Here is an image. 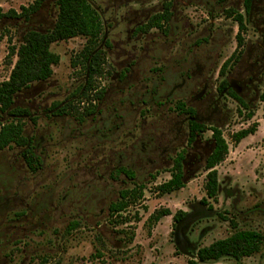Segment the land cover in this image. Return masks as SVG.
I'll return each mask as SVG.
<instances>
[{"label": "rangeland", "instance_id": "rangeland-1", "mask_svg": "<svg viewBox=\"0 0 264 264\" xmlns=\"http://www.w3.org/2000/svg\"><path fill=\"white\" fill-rule=\"evenodd\" d=\"M34 1L0 0V10L19 12ZM90 3L102 23L92 48L101 51V72L91 89L84 91V50L92 44L87 37H77L53 44L60 63L51 79L16 96V106L28 108L36 120H24V134L43 166L32 173L17 146L0 151V264H187L199 248L236 230L264 233V49L255 45L264 41V20L254 13L241 53L225 73L234 77L254 63L249 76L236 81L246 103L241 107L217 87L223 79L219 71L237 44V23L225 10L238 9L247 19L244 0ZM168 3L173 15L165 26L167 34L155 29L136 39V29ZM57 13L56 0H47L29 25L0 20V83L10 76L16 59L11 51L25 29L46 31ZM212 34H220L223 46L211 43ZM152 36L163 48L156 55L149 52ZM206 54L219 116L203 124L219 127L229 147L216 167L219 196L210 201L212 209L200 203L206 197L205 162L212 132L201 137L197 149L189 146L186 117L177 108L181 103L189 107L199 83L176 86L181 69L188 70L195 56L203 59ZM128 63L140 74L124 84L120 75ZM140 93L144 97L139 98ZM56 103L67 106V112L58 115L52 107ZM250 128L252 135L234 142L235 133ZM179 154L183 159L188 155L186 167L182 161L185 185L161 194L158 187L171 179ZM117 168L132 171L133 179L116 175ZM140 187L141 196L131 199L124 212L111 215L110 205L120 199L122 189L141 192ZM163 210L171 214L156 221L154 216ZM179 210L187 217L176 223L173 215ZM72 223L78 226L69 230ZM199 264H264V250L240 262L224 257Z\"/></svg>", "mask_w": 264, "mask_h": 264}, {"label": "trees", "instance_id": "trees-1", "mask_svg": "<svg viewBox=\"0 0 264 264\" xmlns=\"http://www.w3.org/2000/svg\"><path fill=\"white\" fill-rule=\"evenodd\" d=\"M47 0H35L29 6L21 7L20 11L10 10L3 13L0 10V20L12 18L29 25L33 22L38 12L43 8ZM252 0H244L246 13L251 9ZM58 13L53 26L46 30H36L26 28L23 32L19 46L12 48L11 54L14 56L15 63L11 70L10 76L6 81L0 83V151L10 149L13 146L19 147L22 152L26 165L32 173H37L43 166V161L34 152L29 137L24 134V125L26 119L32 122L31 111L28 108L16 106V96L22 91L30 88L35 83H43L53 76V68L60 63V56L52 51V46L61 41H68L77 37H87L91 46L84 50L86 59V85L85 90L91 89L93 79L101 72V62L99 60L101 51L92 50L94 42L102 33V23L99 14L93 8L90 0H56ZM173 13L170 3L164 5L162 12L153 15L147 23L138 28V32L146 33L156 28L167 33V26L171 21ZM225 16L232 18L238 24V33L236 35L237 48L234 53L224 62L220 69V77H225L227 68L241 53L245 39L243 34L247 32V19L243 14L238 13L235 9L225 10ZM199 44V42H198ZM218 91L234 99L241 107H246L243 98L238 96L235 91L229 87L227 80L223 79L218 86ZM98 96V95H97ZM264 101V93L262 95ZM56 109L58 115L67 112V106L60 107L59 103L52 106ZM179 112H194L190 107L181 103L177 106ZM194 116V114H191ZM3 116L8 119L3 121ZM250 113L248 117H251ZM207 131L212 132L213 149L208 156L205 164L206 184L204 197L200 203L212 209L210 201H217L219 196V173L216 167L221 164L229 153L228 143L223 137L219 127H211L198 123L195 120L190 121L188 128V144L194 143L201 138ZM254 133V129L241 130L235 133L232 138L235 143L239 144L243 139ZM183 155L179 154L175 161L174 173L167 182L161 184L158 190L161 194H171L181 190L185 185V177L182 168ZM116 175H126L133 179V172L124 168H118ZM136 189H122L120 199L110 205L111 215L120 214L128 207L129 201L135 200L142 195ZM169 210L158 212L154 218L158 221L160 218L170 215ZM187 217L186 212L177 211L173 215L176 223H181ZM77 223H72L69 230L77 227ZM264 250V233L255 230H236L230 236L216 240L208 246L201 247L196 252V258L188 261L187 264H199L216 262L224 257H229L237 262L244 258L253 257Z\"/></svg>", "mask_w": 264, "mask_h": 264}, {"label": "flooded vegetation", "instance_id": "flooded-vegetation-1", "mask_svg": "<svg viewBox=\"0 0 264 264\" xmlns=\"http://www.w3.org/2000/svg\"><path fill=\"white\" fill-rule=\"evenodd\" d=\"M262 2H263V0H252L251 9H250V11H248V13H246L248 15L246 27H248V24L254 22L253 18H254V13L256 11H257L256 13H257L259 19L264 20V2L263 3ZM243 5H244V3H243ZM245 11H246V9H245ZM210 15H211V13H210ZM138 28L135 31L137 33L136 39H138L139 35H142V36L143 35H149V34H151V32H153V30L156 29V28H153L149 32L142 33V32H138ZM182 29H184V26L182 27ZM156 30H157V32L162 33L163 35L167 34V33H164L163 30H159V29H156ZM152 35H153V33H152ZM154 36H157V35L154 34ZM154 36H152V47L150 48L149 52L153 53V55H156L157 52L161 51L163 48H162V45L159 43L160 41L157 38H155ZM202 42H203V40H202ZM199 44H201V42H199ZM255 45L261 46V47H263L262 49H264V41L261 43H255ZM203 60H205V63H197V62H203ZM192 63H193V67L189 68L188 70L185 71L184 68L181 69L182 71L179 74L180 82L178 84H176V86H178L179 89H185V88H190L191 83H199V86L196 89L195 88L193 89V91H192L193 96H192L191 101L189 102V107L191 109H193L194 112H190V111L179 112V113L185 115L186 118L184 120H186L185 122L187 123L188 128H189V123L192 120H195L198 123L203 124V121L204 122L205 121H212L215 117L219 116V109L215 105V99L211 93L210 80L208 79V77L210 76L211 71H212L211 68L208 67L209 55H207V54L204 55L203 59L201 57L195 56L194 60H192ZM136 64L138 65L139 63H136ZM253 64H250L248 67L241 69V71H238V73H236V75L234 74V77L223 78V79L228 81L229 87L233 91H235V93L240 97H241V88H239L236 85V81L237 80H239V81L244 80L245 77L249 76L250 71L254 67ZM139 74H140V69L137 71L133 68L131 63L130 64L128 63V64H126V66L124 68L123 77H122V75H120V81L124 84L132 83L133 80L139 76ZM218 77H220V71H219ZM163 81L165 82V78L163 79ZM154 90L155 89L153 88L148 92H150V94H153ZM217 91H218V87H217ZM142 97H144V95L140 93L139 98H142ZM191 114H194V116H192ZM177 139H179V138L175 137V141H177ZM200 141H201V138L197 139L192 144H188V141H187V144L189 146H192V148L197 149L199 147ZM172 142H174V139H172ZM210 145L212 146V148H211L209 155L211 154L212 149H213L212 143ZM35 147L38 148L39 146L35 144ZM163 152H166V151L164 150ZM206 153H207V150H205V154ZM208 156H207V158H208ZM207 158H206V160H207ZM183 160H184V166L186 167V164H188V155ZM205 164H206V162H205Z\"/></svg>", "mask_w": 264, "mask_h": 264}, {"label": "crops", "instance_id": "crops-1", "mask_svg": "<svg viewBox=\"0 0 264 264\" xmlns=\"http://www.w3.org/2000/svg\"><path fill=\"white\" fill-rule=\"evenodd\" d=\"M228 9H229V8H228ZM235 10H236L238 13L243 14L242 11H240V10H238V9H235ZM211 15H212V14H211ZM228 19L230 20V19H232V18H228ZM234 22H235V21H234ZM237 26H238V24H237ZM237 33H238V28H237ZM237 33H235V37H236ZM212 35H213V34H212ZM218 35H220V34H218ZM218 35H215V36L213 35L214 38L211 37V38H213V40H212L211 43H212L213 45H215V46H219V45H222V46H223V43H224L223 41H224V40H223V39L220 40L221 37H219ZM206 38H207V39L209 40V42H210V40H211L210 37L206 36ZM201 40L204 41V39H201ZM198 42H200V40L197 41V43H198ZM234 47H235V48H234V50H235V49L237 48V44H236Z\"/></svg>", "mask_w": 264, "mask_h": 264}]
</instances>
